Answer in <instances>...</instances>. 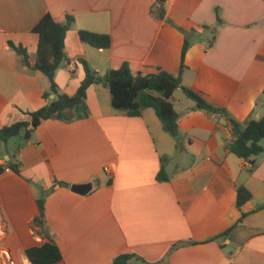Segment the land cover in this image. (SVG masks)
Here are the masks:
<instances>
[{
    "label": "crops",
    "instance_id": "obj_1",
    "mask_svg": "<svg viewBox=\"0 0 264 264\" xmlns=\"http://www.w3.org/2000/svg\"><path fill=\"white\" fill-rule=\"evenodd\" d=\"M45 14L74 19L54 76L59 94L77 91L80 59L100 75L126 63L133 75H179L242 126L264 118L261 0H0V128L30 122L27 113L55 98L44 99L48 80L8 45L25 49L32 67L31 31ZM80 31L109 36L110 47L82 43ZM85 102V119L43 120L26 139L0 143V264H30L26 250L46 243L61 253L56 264H113L123 255L134 256L127 264H264V139L251 165L226 149V119L186 97L170 101L176 137L152 109L139 117L113 109L101 85L88 88ZM162 158L168 180L158 182ZM81 185L86 192L71 190ZM239 186L251 194L241 212ZM242 212L228 236L210 241Z\"/></svg>",
    "mask_w": 264,
    "mask_h": 264
},
{
    "label": "trees",
    "instance_id": "obj_2",
    "mask_svg": "<svg viewBox=\"0 0 264 264\" xmlns=\"http://www.w3.org/2000/svg\"><path fill=\"white\" fill-rule=\"evenodd\" d=\"M264 2V0H261ZM74 19L67 16L64 23L56 22L49 14H45L34 26L31 33L38 37L35 64L31 67L25 49L15 46L9 42L8 45L20 57L24 66L40 72L49 82V91L45 93L44 99L50 94L55 98L49 104L39 110L27 113L30 122H16L9 126L0 128V143L6 144L13 138H19L22 132L31 134L43 120H57L61 122H72L88 117L86 106V92L90 86L101 85L109 91L110 105L113 109L126 112L129 117H139L144 109L154 110L156 116L162 123L163 130L172 137L177 136V122L179 115L174 111L170 98L175 90L179 89L183 95L192 101L198 110L210 115H218L226 119L231 125L233 141L226 145L229 153L235 155L251 165L263 149L260 142L264 139V118L250 121L242 126L232 119L223 108H216L209 104L200 94L182 86L180 76H173L166 72H159L154 75H133L126 63L116 70H110L100 75L92 71L87 63L80 59L83 67L84 78L74 95L67 96L57 92L54 83V76L61 63L66 59L64 54V38L72 28ZM79 39L82 43L98 50H107L110 47V38L107 35L94 34L86 31L79 32ZM187 37L181 51L180 70L184 69V57L189 48ZM177 146V145H176ZM162 167L156 176L158 182L167 181L163 162ZM12 172L18 173L16 166L9 165ZM2 169L0 168V173ZM251 200L250 192L243 186H239L236 192V206L241 212L242 207ZM39 219L43 218L44 200L37 201ZM245 213H241L238 221L223 234L212 238L215 241L228 236L243 219ZM176 246H173V249ZM30 264H56L61 260V253L53 243H46L39 247H33L25 252ZM134 256L123 255L117 257L113 264H127Z\"/></svg>",
    "mask_w": 264,
    "mask_h": 264
},
{
    "label": "rangeland",
    "instance_id": "obj_3",
    "mask_svg": "<svg viewBox=\"0 0 264 264\" xmlns=\"http://www.w3.org/2000/svg\"><path fill=\"white\" fill-rule=\"evenodd\" d=\"M184 99H185V96L182 94L181 90L177 89V90L174 91L173 96H172V98L170 99V101H171L172 103H175V104H176L178 101H181V100H184ZM27 135H30V134L25 133V132H22V133L20 134L19 139H22V140H23V139H26ZM12 140H15V139H11L10 141H12ZM12 142H13V141H12Z\"/></svg>",
    "mask_w": 264,
    "mask_h": 264
},
{
    "label": "water",
    "instance_id": "obj_4",
    "mask_svg": "<svg viewBox=\"0 0 264 264\" xmlns=\"http://www.w3.org/2000/svg\"><path fill=\"white\" fill-rule=\"evenodd\" d=\"M28 137V135H27ZM71 190L75 193H84L87 190V187L85 185L81 186H72Z\"/></svg>",
    "mask_w": 264,
    "mask_h": 264
},
{
    "label": "built area",
    "instance_id": "obj_5",
    "mask_svg": "<svg viewBox=\"0 0 264 264\" xmlns=\"http://www.w3.org/2000/svg\"><path fill=\"white\" fill-rule=\"evenodd\" d=\"M105 171H107V169H105Z\"/></svg>",
    "mask_w": 264,
    "mask_h": 264
}]
</instances>
